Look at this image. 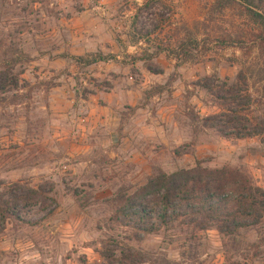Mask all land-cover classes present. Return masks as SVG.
Returning <instances> with one entry per match:
<instances>
[{
    "label": "rangeland",
    "instance_id": "rangeland-1",
    "mask_svg": "<svg viewBox=\"0 0 264 264\" xmlns=\"http://www.w3.org/2000/svg\"><path fill=\"white\" fill-rule=\"evenodd\" d=\"M243 13L218 0H0V72L16 83L0 92V203L27 199L0 264H264V225L133 242L112 204L196 164L243 169L264 190L259 140L201 123L219 112L204 87L261 78Z\"/></svg>",
    "mask_w": 264,
    "mask_h": 264
},
{
    "label": "trees",
    "instance_id": "trees-1",
    "mask_svg": "<svg viewBox=\"0 0 264 264\" xmlns=\"http://www.w3.org/2000/svg\"><path fill=\"white\" fill-rule=\"evenodd\" d=\"M218 4L224 9L243 8L245 18L257 32L254 48L263 59L264 0H218ZM74 60L90 66L102 58ZM256 75L261 78L252 85L242 71L233 84L222 83L215 89L204 87L219 112L201 119V123L224 139H258L264 150V66ZM12 86L16 83H12L8 68L0 72V92ZM30 194L44 196L36 191ZM26 200L24 196L14 197L0 203V235L8 221L22 222L19 205ZM112 204L127 241L133 242L174 229L189 237L214 229L222 238L233 240L242 230L264 225V190L243 169L206 170L196 164L171 174L154 173L132 194H117ZM122 256L118 260H123Z\"/></svg>",
    "mask_w": 264,
    "mask_h": 264
}]
</instances>
